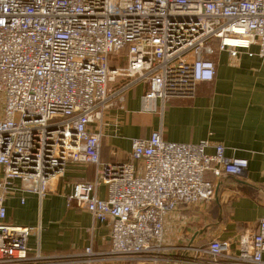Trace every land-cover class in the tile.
Segmentation results:
<instances>
[{"label": "built area", "instance_id": "built-area-1", "mask_svg": "<svg viewBox=\"0 0 264 264\" xmlns=\"http://www.w3.org/2000/svg\"><path fill=\"white\" fill-rule=\"evenodd\" d=\"M213 43L232 57L254 55L256 45L264 58V0H0V264L48 258L29 255L33 229L9 223L5 201L17 181L45 196L69 162L97 167L95 181L77 184L68 199L110 222V247L88 245L50 264H264V218L234 253L218 238L164 242L167 214L213 197L205 171L241 177L247 158L227 156L222 144L207 153L206 140L167 141L155 130L131 140L129 161L102 163L101 135L90 129L137 82L148 86L145 111L157 100L192 97L198 82L215 76ZM111 56L125 63L111 65ZM118 77L127 81L110 88ZM100 183L105 198L95 194Z\"/></svg>", "mask_w": 264, "mask_h": 264}, {"label": "crops", "instance_id": "crops-1", "mask_svg": "<svg viewBox=\"0 0 264 264\" xmlns=\"http://www.w3.org/2000/svg\"><path fill=\"white\" fill-rule=\"evenodd\" d=\"M213 45L215 76L211 81L198 82L192 97L157 100L155 111H145L140 98L148 86L137 82L125 89L122 97H113L114 104L90 124V129L101 135L102 163L129 161L131 140L147 138L155 130L167 141L206 140L207 153L213 152V145L222 144L227 156L247 158L248 168L241 177H216L205 171L204 178L214 184L213 197L191 205L180 204L164 219V242L168 245L197 246L218 238L229 241L234 253L239 238L255 232L264 218V58L255 55L256 45L249 49L254 55L242 52L237 57ZM124 63L123 58L110 57L111 65ZM126 81L118 77L109 86L117 89ZM2 176L0 168V179ZM96 177L94 164L69 162L43 197L23 192L22 183L17 181L18 189L5 201L7 221L31 227L29 255L48 257L30 264H50L88 245L95 251L110 247V222L96 220L85 207L68 199L77 184L95 181ZM95 194L105 198L106 186L98 184ZM222 261L249 264L234 258Z\"/></svg>", "mask_w": 264, "mask_h": 264}]
</instances>
